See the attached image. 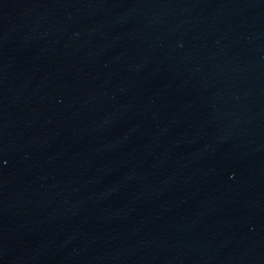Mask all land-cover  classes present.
Returning <instances> with one entry per match:
<instances>
[{"label": "water", "instance_id": "95a60500", "mask_svg": "<svg viewBox=\"0 0 264 264\" xmlns=\"http://www.w3.org/2000/svg\"><path fill=\"white\" fill-rule=\"evenodd\" d=\"M0 264H264V0H0Z\"/></svg>", "mask_w": 264, "mask_h": 264}]
</instances>
